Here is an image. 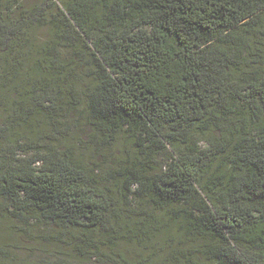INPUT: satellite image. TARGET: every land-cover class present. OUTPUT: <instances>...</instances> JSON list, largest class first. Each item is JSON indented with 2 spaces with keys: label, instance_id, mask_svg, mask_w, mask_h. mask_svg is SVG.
<instances>
[{
  "label": "trees",
  "instance_id": "16d2710c",
  "mask_svg": "<svg viewBox=\"0 0 264 264\" xmlns=\"http://www.w3.org/2000/svg\"><path fill=\"white\" fill-rule=\"evenodd\" d=\"M0 199V264H264V0H0Z\"/></svg>",
  "mask_w": 264,
  "mask_h": 264
},
{
  "label": "rangeland",
  "instance_id": "374dc122",
  "mask_svg": "<svg viewBox=\"0 0 264 264\" xmlns=\"http://www.w3.org/2000/svg\"><path fill=\"white\" fill-rule=\"evenodd\" d=\"M21 1H23L25 4H30V3H32V2H34V0H21ZM200 140H201V146H204V141H205V138H203V137H201L200 138ZM125 141H127V140H125ZM125 141H123V143H122V145L125 143ZM125 146V145H124ZM127 146V148L128 147H130L131 145H130V143L129 144H127L126 145ZM117 148V147H116ZM103 155H105V158H107V163H106V165L108 164V162L109 163H111V160L112 159H115L116 157H117V154H116V152H115V149H113L112 151H110V152H108L107 154H103ZM79 157H80V159L84 162V163H86L88 160H85V159H83V157H82V155H81V153H79ZM102 160V159H101ZM1 200V199H0ZM0 207H5V202H2V201H0ZM4 221H5V223H4ZM10 222L9 221H7V220H3V221H1L0 222V236L1 235H3V234H5V231L3 230L4 228V226H6V225H8ZM22 241V240H21ZM26 246H29V244H25ZM125 249L128 251V252H131L133 249H135L134 247H132V246H130V247H127V246H125ZM142 253H141V255H142V257H144L145 256V252L146 251H144V250H142L141 251ZM19 257L23 260V261H26V257L23 255V254H21V255H19Z\"/></svg>",
  "mask_w": 264,
  "mask_h": 264
}]
</instances>
